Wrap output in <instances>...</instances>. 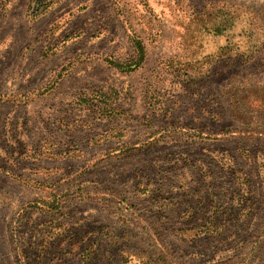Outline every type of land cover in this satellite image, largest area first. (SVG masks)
<instances>
[{"label":"rangeland","instance_id":"rangeland-1","mask_svg":"<svg viewBox=\"0 0 264 264\" xmlns=\"http://www.w3.org/2000/svg\"><path fill=\"white\" fill-rule=\"evenodd\" d=\"M0 264H264V0H0Z\"/></svg>","mask_w":264,"mask_h":264},{"label":"trees","instance_id":"trees-1","mask_svg":"<svg viewBox=\"0 0 264 264\" xmlns=\"http://www.w3.org/2000/svg\"><path fill=\"white\" fill-rule=\"evenodd\" d=\"M131 45H132L133 55L130 57V60L125 66H120L117 60L114 59L108 60L111 66H114L115 68H119V70L127 74H131L137 71L138 69H140L142 64L145 62L147 56L146 46L144 45L143 41L140 40L138 37L133 36L131 38ZM83 99H85V97Z\"/></svg>","mask_w":264,"mask_h":264}]
</instances>
